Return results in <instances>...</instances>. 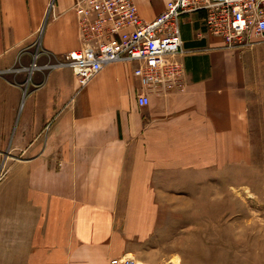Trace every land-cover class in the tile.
I'll list each match as a JSON object with an SVG mask.
<instances>
[{
	"label": "crops",
	"instance_id": "obj_1",
	"mask_svg": "<svg viewBox=\"0 0 264 264\" xmlns=\"http://www.w3.org/2000/svg\"><path fill=\"white\" fill-rule=\"evenodd\" d=\"M132 1L148 23L170 0ZM72 3L0 0V172L11 175L0 264H182L179 246L134 240L129 220L157 218L165 185H206L208 169L254 158L264 44L229 49L205 32L202 13L186 14L173 58L181 89L143 87L135 62L109 64L81 89L56 66L81 48Z\"/></svg>",
	"mask_w": 264,
	"mask_h": 264
},
{
	"label": "built area",
	"instance_id": "obj_2",
	"mask_svg": "<svg viewBox=\"0 0 264 264\" xmlns=\"http://www.w3.org/2000/svg\"><path fill=\"white\" fill-rule=\"evenodd\" d=\"M81 48L65 54L56 66L70 68L84 88L109 64L135 62L134 76L158 93L182 88L181 18L202 13L203 28L229 49L264 44V0H170L152 22L142 21L132 0H72ZM52 7V6H51ZM140 107L149 103L139 95ZM50 124H47L48 130ZM110 264H136L118 258Z\"/></svg>",
	"mask_w": 264,
	"mask_h": 264
},
{
	"label": "rangeland",
	"instance_id": "obj_3",
	"mask_svg": "<svg viewBox=\"0 0 264 264\" xmlns=\"http://www.w3.org/2000/svg\"><path fill=\"white\" fill-rule=\"evenodd\" d=\"M251 141L255 159L208 169L206 185L162 187L158 217L129 220L133 239L179 246L182 264H264V140ZM10 179L0 172V202Z\"/></svg>",
	"mask_w": 264,
	"mask_h": 264
},
{
	"label": "bare ground",
	"instance_id": "obj_4",
	"mask_svg": "<svg viewBox=\"0 0 264 264\" xmlns=\"http://www.w3.org/2000/svg\"><path fill=\"white\" fill-rule=\"evenodd\" d=\"M173 264H176L175 262Z\"/></svg>",
	"mask_w": 264,
	"mask_h": 264
}]
</instances>
